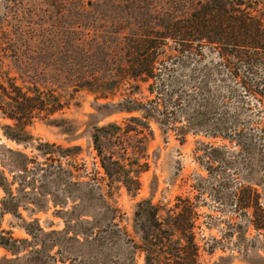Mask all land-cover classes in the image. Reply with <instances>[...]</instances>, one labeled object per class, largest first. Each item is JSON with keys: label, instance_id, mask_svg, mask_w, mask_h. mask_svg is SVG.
Returning a JSON list of instances; mask_svg holds the SVG:
<instances>
[{"label": "trees", "instance_id": "trees-1", "mask_svg": "<svg viewBox=\"0 0 264 264\" xmlns=\"http://www.w3.org/2000/svg\"><path fill=\"white\" fill-rule=\"evenodd\" d=\"M44 3L49 9L40 15L34 0L0 2V119L10 121L1 127L5 136L18 144L32 140L28 130L36 122L56 121L54 116L68 104L66 94L71 88H87L104 99L114 95L118 88H136L140 83L146 85L150 94L161 93L166 79L159 80L161 72H157L156 64L162 57L186 61L200 60L205 52L215 54L219 65L228 69V75L222 79L229 88H243L259 102L258 96L264 98V75L259 74L264 69V0H45ZM39 39L49 43V56L39 50ZM38 75L51 79L42 85ZM208 84L205 76L197 88H209ZM214 104L209 99L197 101L193 108L183 110V124L174 129L183 139L189 133L205 130L211 137H221L233 145V151L210 147L208 155L212 162L222 163L225 170L237 172L239 181L231 179L233 184L244 185L240 195L234 192L230 196L242 203L246 222L244 226L237 224L238 243L242 244L237 249L248 264H264L260 250L244 244L250 226L264 235L260 232L264 231V209L260 205V200L264 203V103L249 108L257 116L249 124H241L237 117L230 123ZM97 109L104 115L140 113L128 118L125 127L111 123L95 126L91 133L101 168L110 183L134 195L140 190V171L133 169L138 161L128 144L133 137L131 133H137V126H142L153 138L151 122L167 131L175 119L171 118L175 110L171 112L159 96L149 103L129 98L116 104H99ZM115 146H120L122 154L115 152ZM34 147L37 157L43 158L34 169L40 171L38 176L28 177L33 170H29L32 159L27 154L7 149L8 158L1 156L5 168L0 170V188L5 193L2 211L16 214L22 205L29 203L36 212H42L48 210L51 202L62 208L56 214L65 217V227L60 231H44L36 221L37 230H27L31 240L1 237L0 245L16 258L2 259L0 264H64L70 255L69 242L81 244L79 235L85 239L88 234L87 228L82 227L93 224L81 219V216L95 217L86 206L87 196L89 200L93 196L91 189L72 181L73 172L61 163L63 157L75 154L81 147L61 148L48 142ZM5 170L14 176L13 182L8 180ZM80 188L85 193H78ZM69 202L75 205L72 211H65ZM91 205L96 210L102 205L101 216L104 220L112 219L106 216L109 210L111 213L114 210L105 195L100 193ZM188 206L184 212L171 209L160 216V208L152 201L139 203L133 225L139 243L133 246L128 263L123 264H137V251L144 257L143 264H197L200 248ZM79 210L81 214L66 218ZM20 247L31 250L19 256ZM56 248L60 257L51 256ZM212 253L214 250L209 251ZM218 260L216 264H228L227 258Z\"/></svg>", "mask_w": 264, "mask_h": 264}, {"label": "rangeland", "instance_id": "rangeland-1", "mask_svg": "<svg viewBox=\"0 0 264 264\" xmlns=\"http://www.w3.org/2000/svg\"><path fill=\"white\" fill-rule=\"evenodd\" d=\"M34 1L39 6L40 15L49 9V5L44 3L45 0ZM41 20H44L43 16ZM41 20L37 19V22L42 23ZM48 44L39 39L37 45L40 51L43 50V54L49 56L51 52L47 48ZM156 67L157 72H161L159 80L166 79L165 86L159 94H150L144 83H140L136 88L128 86L118 88L115 94L107 99L100 98L97 93L87 88L69 89L66 94L68 104L54 116L56 121L53 124L36 122L28 130L32 140L27 144H18L8 139L1 126L10 121L0 119V170L5 169L1 156L5 155L8 158L7 149L23 152L32 159L29 170L33 171L28 175L31 177L34 174L40 175V171L34 169L39 162H43V158L37 157L38 152L34 150L38 143L48 142L61 148L81 147L75 154L63 157L61 163L64 168L73 172L72 181L83 183L84 187L91 189L93 196L91 200L87 196L86 206L88 210L94 212L95 217L81 216V219H88L93 224L82 227L87 228L88 234L85 239L79 235L81 244L76 241L69 242L67 250L70 255H67V262L64 264L128 263L133 246L139 243L133 232L135 212L139 203L144 201H152L159 207L160 216H164L167 210L173 209L180 213L184 212L188 205L191 206L195 241L200 248L197 264H216L220 257L227 258L228 264H248L237 249L242 248V244L238 243L237 227L246 223L243 205L240 200L230 198L234 192L240 195L244 185L239 182L238 185L233 184L231 179L239 181L237 172L225 170L222 163L212 162L208 155L210 147H226L227 151H233V145L221 137H211L209 131L205 130L189 133L183 139V136L175 131L174 126L183 124L181 119L183 110L193 108L196 102L202 99L213 101L216 109L225 113L230 123L237 117L241 124H249L257 120L255 119L257 116L251 114L249 108L260 102L264 103V98L258 96L259 102L243 88H229L227 82L224 83L222 79L228 75V69L219 65V58L215 54L205 52L200 60L189 58L186 61L178 57H162ZM259 74L264 75V69H260ZM205 76H208L209 88H197ZM50 79L51 76L47 78L43 75L37 76L42 85ZM157 96L171 112L175 110L171 117L175 119L167 131H163L157 123L151 122L153 138L149 137L148 131L142 126H137V133H131L133 137L128 144L137 154L135 159L138 163L133 165V169L140 171V190L134 195L128 194L124 188L118 184H111L108 180L92 144L91 133L95 126L111 123L125 127L128 118L139 116L140 113L117 112L104 115L97 108L99 104H116L129 98L149 103ZM114 150L117 154H122L120 146H115ZM48 163L52 164V160L49 159ZM5 173L8 180L13 182L14 176L7 170ZM13 189H16V185ZM78 191L85 193L84 188ZM100 193L106 196L107 203L114 210L113 213L109 210V214L106 215L112 219L104 220L101 216L102 205H98V210L91 205V202L97 201ZM4 197L5 193L0 188V238L31 240L27 230L36 231V221L44 231L64 229L65 217L56 214L58 210H62L60 206L55 207L50 202L47 211L36 212L32 204L26 203L19 208L18 213L11 214L2 211L1 202ZM74 205L75 203L69 202L64 210L72 211ZM260 205L264 209L262 200ZM79 214L80 210L72 216L66 215V218L72 219ZM244 244L247 248L260 250L264 255V251L261 250L264 247V235L259 234L253 226H250L246 233ZM29 250L31 248L24 251L20 247L22 252L19 256L29 253ZM58 250L56 248L51 256L60 257ZM213 250L214 253L209 254V251ZM13 258H16V255L0 245V261ZM135 261L137 264L144 263V257L139 251L135 254Z\"/></svg>", "mask_w": 264, "mask_h": 264}]
</instances>
